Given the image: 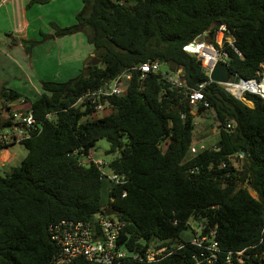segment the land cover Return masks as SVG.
Returning <instances> with one entry per match:
<instances>
[{"label":"trees","instance_id":"16d2710c","mask_svg":"<svg viewBox=\"0 0 264 264\" xmlns=\"http://www.w3.org/2000/svg\"><path fill=\"white\" fill-rule=\"evenodd\" d=\"M219 26L226 30L222 46L210 43L227 54L232 77L255 78L264 67V0H82L72 25H52V39L83 32L100 65L86 66L64 82H40L39 97L29 102L37 133L20 143L26 149L20 164L0 176V264H53L56 246L49 226L60 220L89 222L106 209L125 223L117 243L129 249L154 239L174 245L192 218L203 232L215 231L222 251L246 248L244 264L264 263V245H258L264 218V99L244 93L243 102L215 83L206 86L208 108L200 104L196 114L213 111L219 139L213 148L189 156L192 108L184 92L161 74L140 79L133 71L125 95L108 98L100 118L82 120L92 109L87 103L73 106L148 62L181 68L183 84L196 88L207 76L183 48ZM22 99L28 101L0 85V108L9 111ZM100 139L109 144L107 154H118L104 163L125 176L126 185L110 184L93 163H83ZM102 182L108 183L105 203ZM195 262L207 264L187 244L157 264ZM70 264L91 263L78 258Z\"/></svg>","mask_w":264,"mask_h":264},{"label":"built area","instance_id":"2783aa9c","mask_svg":"<svg viewBox=\"0 0 264 264\" xmlns=\"http://www.w3.org/2000/svg\"><path fill=\"white\" fill-rule=\"evenodd\" d=\"M217 31L224 33L226 30L224 26H219ZM207 35L197 37L192 43L187 44L183 48L185 52L193 55L200 62L201 67L207 76V81L201 83L196 88H188L183 84L181 80V68L177 67L173 69L171 73H161V64L158 62H148L133 66L101 88L84 94L77 99L73 106H78L79 104L84 105L87 103L93 113L104 112V110L108 108V98L125 95L127 87L131 81L132 72L136 71L140 79H143L144 75L147 73L161 74L162 78L169 83L171 87L181 89L184 92L185 100L191 108H197L200 104L204 105L205 108H208V103L205 101L203 90L210 83H213L209 80L213 65L218 62V60H221V63L225 64L227 54L216 49L212 43L206 40L205 38ZM226 42L232 46L231 37H227ZM207 56L210 57V60L206 59ZM263 81L264 75L258 71L255 78L250 80H244L233 76L227 83L217 85L221 86L234 98L244 102V99L242 98L243 94L241 97L236 96L232 91V86L250 82H254L257 85ZM255 95H259L260 98L264 99L261 93H255ZM191 114H193V112ZM51 117L52 114L50 113L46 115V118L51 119ZM181 117L184 118V116ZM4 122L8 123V125L1 128ZM36 122L37 121L28 109L11 112L7 121H3L0 125V150L13 144H20L22 141L31 138L37 133ZM227 127L230 128V124L227 125ZM236 157L237 156L231 157V160H234ZM238 158L241 159V156H238ZM82 159L85 164L93 163L103 178L110 184L124 186L128 183L125 176L109 171L102 160H94L91 150L87 155H84ZM222 167L224 166L222 165ZM124 196L125 192L122 194V197ZM186 225L192 236L190 240H179L178 243L168 246L154 239L147 243H142L141 247L134 246L129 249L117 243L125 223L112 215L105 216L97 213L93 220L89 222L60 220L51 224L48 228L50 239L56 246V253L53 256V264H70L78 258H82L91 264H121L127 261L141 262L144 264H157L164 258L173 255L176 251L183 249L187 244L196 247L200 252L201 260L207 264H244V252L246 251V248L239 251H222L215 240L214 230L203 232L204 226L200 224L195 231L190 226L189 222H187ZM263 234L264 218L262 236L258 245H264ZM261 254L264 256V251H262ZM220 256H222V258ZM192 258L194 259L193 256ZM194 264H198V262H195Z\"/></svg>","mask_w":264,"mask_h":264},{"label":"rangeland","instance_id":"374dc122","mask_svg":"<svg viewBox=\"0 0 264 264\" xmlns=\"http://www.w3.org/2000/svg\"><path fill=\"white\" fill-rule=\"evenodd\" d=\"M69 1L73 3L72 9L73 10L78 9L77 11H79V9L82 6V0H69ZM31 2L32 0H18L17 2V7L19 6L21 9H24V8L27 9L28 20H29V23L31 24L30 30L34 29L35 31L34 37L32 38L30 37L29 41L20 40L19 44L23 46L24 52H25V49L28 47L30 48V52H32L33 50L35 54V57L33 56V58L36 61L35 63L36 69H38V66L42 67V69H45L46 70L45 72H47L48 74H51L52 77L50 79L58 80L60 78H64L63 76L64 72L62 71V69L55 68V64H53L52 57H51V56H54L52 52L53 50H55L56 55L59 53L60 51V50L58 51L59 47L57 45L54 47L53 42H51L50 45H47L46 42L56 39V38L54 39L50 38V34H48L49 30L53 31L54 33V29L52 28V25H55L58 27H67V26L72 25L74 14L71 15V13L67 12V5H69L68 0H47L44 4H40L38 2L31 4ZM36 4H40V5H36ZM20 21L23 22L24 19L21 17V19L19 20L15 5L11 6L9 3L5 5L0 4V50L3 53H6V56L10 57L14 61L13 62L11 59L9 60L5 59L6 62H9L11 64H14L16 62L20 65V69L22 71L20 73L17 72V77L19 80H21V84L24 86L23 87L24 92H25L24 95H26L28 99L26 97L24 98L30 102V101H33L36 97H39L41 81L37 80L34 77L33 72L30 71L27 66L29 61L25 63L24 57H20L19 53H16V52H19V50L16 51V49L13 48L14 46H12L11 41L8 37L9 35L13 34L12 33L13 30L14 31L17 30L19 32V29H20L19 22ZM39 33L42 34L43 36H41ZM53 33L51 35H53ZM76 34L77 35L74 37V42L72 43V45L76 49L77 56L74 58L75 59L74 62L69 63L68 61L63 64V67L75 66L77 65L79 61V64H80L79 71L81 72L83 69L82 64L84 60L87 59L88 57L87 56L88 48H90L91 51L93 50H92L91 45L88 44L87 38L83 32H79ZM16 35L17 34L13 36L15 37ZM46 36H47V40H45V42H42V43L40 42L39 44L33 47L30 46V44L33 41L41 40V38H45ZM224 36L225 35L223 33L219 31H214L212 35L210 36L207 35L205 39L208 40L209 42L210 41L214 43L217 42L216 44L218 46H222ZM65 38H67V36L64 38L62 37L60 39H65ZM33 39H36V40H33ZM29 53L26 52V54H29ZM92 58L97 59L98 60L97 65H100V59L96 57V54L93 53L92 56L89 59H87V61L85 62L84 68L86 66H90V62ZM38 60H39V63L41 62V60L43 61V63L39 65V63L37 62ZM218 62H222V61L218 60ZM60 70L61 72L58 73L56 77V73L59 72ZM160 71L161 73H166V72L171 73L172 72L169 69V67L165 64L160 65ZM260 72L261 74L264 75V67L261 68ZM21 74L23 75V77ZM0 75H1V69H0ZM0 85H1V82H0ZM17 88L20 89V85H18ZM35 88L39 89L38 91H35L37 95L34 94L33 92ZM244 93L255 94L253 92H244ZM17 102L19 103V101ZM17 102L12 103V105L13 106L16 105ZM24 102H27V101L24 100ZM247 105L250 106V103L247 102ZM20 108L21 110H24L22 109L23 107H20ZM25 108L28 109L27 107ZM15 111L17 110L10 109L9 111H7L5 109L0 108V125L2 124L3 121L5 120L7 121V119L10 117L11 112H15ZM192 112L194 114L192 118V121L194 123V129H193L192 143L189 149L188 156L189 154L190 155L196 154L201 149L213 148L219 139L218 122L215 120L213 111L209 109V110L204 111L201 114H198V113L196 114V107H193ZM104 113L105 112L103 111L93 113L91 115H87L86 117L82 118V120L100 118L103 116ZM8 149L13 155L15 154V156L11 160V163L2 164V162H0V176H5L6 174L10 172L12 168L17 167L20 164L21 160L26 155V149L21 144L10 145ZM108 149H109V144L107 143L105 139L98 140L95 143V146L91 149L93 159L102 160L103 162L108 164V162H110L113 158H115L118 155V154H114V155L107 154L106 152L108 151ZM239 165H240L239 163L237 164L233 163V166L235 168H237ZM107 185H108L107 182H102L101 202L103 201L104 203L106 202ZM251 195L255 196L252 192H251ZM189 224L196 231L199 222L191 218L189 220ZM188 236H190L189 231L183 232L181 235V240H186Z\"/></svg>","mask_w":264,"mask_h":264},{"label":"crops","instance_id":"0c3cea01","mask_svg":"<svg viewBox=\"0 0 264 264\" xmlns=\"http://www.w3.org/2000/svg\"><path fill=\"white\" fill-rule=\"evenodd\" d=\"M17 2H18V0H0V4L5 5V4L9 3L11 6L15 5L19 20L21 19V17L24 19L23 22L22 21L19 22V26H20L19 32L17 30L16 31L13 30L12 31L13 34L9 35L8 37L11 41L12 46H14L13 48H15L16 51L19 50V52H16V53H19L20 57H24L25 63L29 61L27 66H28L29 70L33 72L34 77L37 80H40L41 82L42 81L64 82V81H67V80L72 79L75 76H77L80 73L79 61H78L77 65H75V66L63 67L64 63H66L68 61H69V63L75 61L74 58L77 56V52H76L75 47L72 45V43L74 42V37L77 34L67 36V38H65V39L56 38L54 40H50V41L46 42L47 45H50L51 42H53L54 47L56 45L59 47V49H58V51L60 50L59 53L56 55L55 50H53L52 52H53L54 56H51V57H52L53 64H55V68L56 69H62V71L64 72V74H63L64 78H60L58 80L50 79L52 76H51V74H48L47 72H45L46 71L45 69H42V67H40V66H38V69H36V64H35L36 61L33 58V56L35 57V54H34L33 50H32V52H30V50H29L30 53L28 52L29 54H26V51L25 52L23 51V46L21 44H19L20 40L29 41L30 37L31 38L34 37L35 31H34V29L30 30L31 24L29 23V20H28L27 9H25V8L21 9L19 6L17 7ZM40 4H44V3H40ZM40 4H36V5H40ZM68 4L69 5H67V12L71 13V15L74 14L73 15L74 16L73 23H74L75 22V15L79 11H77L78 9H75V10L72 9L73 3H71L69 0H68ZM31 9H33V8H31ZM52 33H53V31L49 30L48 34L51 35ZM15 34H17V35L14 37L13 35H15ZM33 40H36V39H33ZM48 52H50V51H48ZM87 52H88L87 59H89L92 56L93 51H91L90 48H88ZM85 56H84V58H85ZM5 59L9 60L11 58L6 56V53H3L0 50V69H1L0 82H1V84L4 86V88H6L8 90H13V91L19 93L20 95H22L23 97H26V95H24L25 94L24 88H23L24 86L21 84V80H19L17 77V72L20 73L22 71L20 69V65L16 62L14 64H11L9 62H6ZM87 59H85L83 64H82L83 68H84V65H85V62L87 61ZM37 62L39 63V60ZM42 63H43V61L41 60L39 65ZM60 72H61V70L56 73V77H57V74ZM22 77H23V75H22ZM18 85H20V89L17 88ZM38 90L39 89L35 88L33 91L34 94H36L35 91H38ZM9 107L11 110L16 109L17 111H20L21 110L20 107H23L22 109L25 110L26 109L25 107H27V108L29 107V101L24 102L22 99L19 101V103L17 102V104L14 106L12 104H10ZM14 156H15V154L13 155L9 151L8 147L0 150V162H2V164L11 163V160L14 158Z\"/></svg>","mask_w":264,"mask_h":264},{"label":"water","instance_id":"95a60500","mask_svg":"<svg viewBox=\"0 0 264 264\" xmlns=\"http://www.w3.org/2000/svg\"><path fill=\"white\" fill-rule=\"evenodd\" d=\"M213 26L217 27L218 25H217V23H214L212 25V27ZM207 34H208V32H205L201 36H205ZM97 64H98V60L95 58H92V60L90 62V67L96 66ZM231 78H232V73L226 64L221 63V62H216L213 65L211 72H210V75H209V80L211 82H213L215 84H224V83H227ZM99 214H103L105 216H110L113 213L109 209H106L103 213H99Z\"/></svg>","mask_w":264,"mask_h":264},{"label":"bare ground","instance_id":"6f19581e","mask_svg":"<svg viewBox=\"0 0 264 264\" xmlns=\"http://www.w3.org/2000/svg\"><path fill=\"white\" fill-rule=\"evenodd\" d=\"M206 59L210 60V57L207 56ZM232 91L238 97H241L245 91L261 93L264 97V81L257 85L254 82L240 83L232 86Z\"/></svg>","mask_w":264,"mask_h":264}]
</instances>
